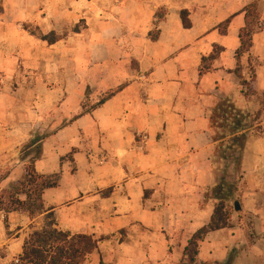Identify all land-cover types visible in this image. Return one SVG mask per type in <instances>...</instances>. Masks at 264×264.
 I'll return each instance as SVG.
<instances>
[{"label":"crops","instance_id":"obj_1","mask_svg":"<svg viewBox=\"0 0 264 264\" xmlns=\"http://www.w3.org/2000/svg\"><path fill=\"white\" fill-rule=\"evenodd\" d=\"M255 1L264 21V0H0V25L84 19L87 27L75 35L88 39L65 50L72 57L62 86L41 89L36 119L50 131L35 169L60 177L43 193L47 212L32 218L0 210V264H15L49 212L61 230L97 241L84 264L189 263L185 250L210 223L209 192L220 182L214 158L224 139L215 136L214 112L229 99L254 113L264 94V28L237 56L245 9ZM24 52L32 58L31 48ZM6 55L0 73L15 68ZM251 68L256 94L248 95L243 81L252 79ZM88 91L91 99L107 98L84 112ZM54 97L62 104L50 119ZM32 101L31 90L15 106L0 96V195L25 174L21 150L38 125L27 112ZM234 231L209 232L194 264L224 262L237 243Z\"/></svg>","mask_w":264,"mask_h":264},{"label":"rangeland","instance_id":"obj_2","mask_svg":"<svg viewBox=\"0 0 264 264\" xmlns=\"http://www.w3.org/2000/svg\"><path fill=\"white\" fill-rule=\"evenodd\" d=\"M3 8L1 5L0 11ZM65 19L67 22L62 23L55 20L41 21L37 18L35 21L16 24L2 22L0 25L3 35L0 38V53L6 52L5 57L7 59L10 57L15 63V68L8 64L10 69L0 73V96L2 101L13 103L15 106L17 102H23L28 98L31 90L33 101L29 104L27 112L32 114L36 125L40 122L36 118L40 115L42 106L39 102L41 89L47 88L49 93L54 92L58 86H62V75L69 73L65 70V64L70 62L72 56L65 54V50L79 47L88 41L87 38L75 35L76 30L82 31L87 27L86 20L80 19L75 23L70 18ZM13 34L17 36L11 37ZM52 34L58 38L56 43L50 44L43 39V36L52 37ZM74 36L77 38L75 41L72 39ZM28 47L32 49V58L24 54L25 48ZM42 69L43 74L40 77ZM251 71L252 79L248 81V85L244 84L248 88V95L256 94L254 68H251ZM90 94L88 91L83 101L84 112L92 110L103 99V97L99 100L91 99ZM49 97L51 99L50 95ZM258 99L259 109L254 113H243L242 116V127L247 134L244 148L241 150L238 146L233 147L231 139L227 138L219 143L214 158L220 182L215 187L216 192L211 190L209 195L215 201V208L219 205L224 210L229 223L226 228L235 230L237 242L227 259L218 264H264V94ZM61 104L62 102L57 100L49 102L47 113L50 119H56ZM37 126L35 127L37 133L34 134L32 141L21 150V157L27 162L26 168L39 157L40 141L50 131L49 129L41 131L40 124ZM223 135H228V132L223 128H217L216 138ZM230 146L236 150L238 165L227 158ZM68 158L71 159L72 156ZM0 197L5 199L7 206L9 198L6 190ZM236 199L241 203L240 211L235 209Z\"/></svg>","mask_w":264,"mask_h":264},{"label":"trees","instance_id":"obj_3","mask_svg":"<svg viewBox=\"0 0 264 264\" xmlns=\"http://www.w3.org/2000/svg\"><path fill=\"white\" fill-rule=\"evenodd\" d=\"M245 11L246 26L240 33L242 45L237 51L238 59L251 50L253 35L258 30L264 28V21L261 18L256 1L248 5ZM182 19L186 27L191 25L187 11L182 12ZM228 22L223 25H227ZM78 31L76 30V32ZM43 39L47 40L50 44L58 41V38L54 34H52V37L45 35ZM217 54L218 50L216 49L209 59L214 58ZM206 60L207 58H204V61ZM236 72H240L239 67ZM243 84L248 85V82L244 80ZM106 98L101 99L96 106L102 104ZM242 116L243 112L238 110L229 99L223 101L216 108L213 116L214 126L223 128L228 132V135H223L218 139L225 140L230 138L233 147L238 146L241 150L244 148L247 138V134L244 132L245 128L242 127ZM228 149L230 153L227 154V158H230L235 165H238L236 150L231 146ZM59 177V174L51 176L38 174L35 169V161L31 162L30 166L26 168L23 178L20 181L12 183L6 190L9 198L7 206L5 205V199L0 197V210H4L6 214L11 211L23 210L32 218L47 212L43 193L48 188L56 187ZM215 187L211 189L214 193L216 192ZM21 196H25V199H21ZM46 220V226L42 229L34 230L26 239L23 254L19 258V263L15 264H84L88 254L96 249L98 245L97 241L87 234H72L69 231L61 230L57 227L52 212L46 214ZM228 226V218L221 206L218 205L215 208L210 223L198 230L190 239L189 245L185 250V255L189 262L187 264H194L196 262L200 242L204 240L209 232Z\"/></svg>","mask_w":264,"mask_h":264},{"label":"water","instance_id":"obj_4","mask_svg":"<svg viewBox=\"0 0 264 264\" xmlns=\"http://www.w3.org/2000/svg\"><path fill=\"white\" fill-rule=\"evenodd\" d=\"M234 206L237 211H240L242 209L241 203L238 199L235 200Z\"/></svg>","mask_w":264,"mask_h":264},{"label":"built area","instance_id":"obj_5","mask_svg":"<svg viewBox=\"0 0 264 264\" xmlns=\"http://www.w3.org/2000/svg\"><path fill=\"white\" fill-rule=\"evenodd\" d=\"M15 263H19V259L15 260Z\"/></svg>","mask_w":264,"mask_h":264}]
</instances>
